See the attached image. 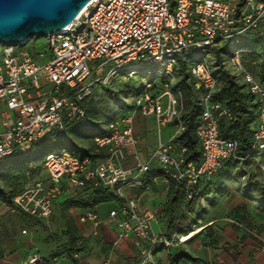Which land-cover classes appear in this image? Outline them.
I'll list each match as a JSON object with an SVG mask.
<instances>
[{
	"label": "built area",
	"instance_id": "built-area-1",
	"mask_svg": "<svg viewBox=\"0 0 264 264\" xmlns=\"http://www.w3.org/2000/svg\"><path fill=\"white\" fill-rule=\"evenodd\" d=\"M262 24L264 0H91L65 29L45 37L49 58L44 63L37 62L26 44H0V163L16 149L26 154L50 132L85 117L83 102L94 96L95 85L107 84L119 74L137 75L133 63L142 62L145 72L162 75L160 84L147 83L134 98L131 112L109 122L108 131L93 138L99 156L81 158L66 148L48 154L41 166L47 177H38L17 192L12 207L46 220L56 201L71 190L91 186L121 195L126 186L142 185L139 176L150 170L152 160L167 180L184 184L185 198L190 199L224 162L247 159L236 154V139L219 134L225 111L212 101L218 82L208 51ZM244 52L234 50L230 62L258 103L250 146L258 151L264 149V83L245 68ZM101 58V64L91 69L89 62ZM180 61L187 64L189 81L199 91L196 135L202 160L185 162V148L174 152L169 141H159L149 159L142 161L136 155L134 116L152 115L158 128L179 120L183 97L173 84ZM98 71L102 72L95 76ZM130 154L135 160L129 167L125 162ZM84 217L95 227L102 222L91 208L84 210ZM155 218L153 212L139 210L135 198H125L107 213L115 228L114 245L126 239L139 252L140 264H156V249L178 245L183 237L174 233L167 239L153 232ZM37 261L32 255L26 264Z\"/></svg>",
	"mask_w": 264,
	"mask_h": 264
},
{
	"label": "crops",
	"instance_id": "crops-1",
	"mask_svg": "<svg viewBox=\"0 0 264 264\" xmlns=\"http://www.w3.org/2000/svg\"><path fill=\"white\" fill-rule=\"evenodd\" d=\"M133 131L139 139L136 155L142 161L149 159L159 141H169L174 152L179 149L174 142L179 133L176 121L158 128L152 115L137 113L133 119ZM262 152H259L260 157H263ZM134 160L135 155L130 154L125 163L130 167ZM239 168H242L240 164L224 165L210 179L199 184L204 195L199 201L195 222L177 232V236L187 239L175 247H181L183 253L201 258L203 263L180 258L176 264H264V208L257 202L260 191L256 193L254 186H248L246 176H236ZM139 179L141 186L124 187L120 197L123 200L135 198L141 211L152 210L161 214L169 180L158 173L154 160L150 162V170L140 175ZM77 191H83L81 194L87 198L88 191L84 189L66 192L64 199H60L61 196L56 201L52 214L46 220L31 219L0 200V264H26L32 255L38 257L34 264H140L141 256L130 241L125 239L114 245L115 228L107 219V213L110 208L120 205L116 200L95 206L102 220L99 224L101 231L96 233L95 241L76 237L75 245H82L83 250L75 252V262L65 254H57L60 244L53 237L55 233L51 232L50 220L55 212L60 217V208L67 199L77 196ZM71 195L73 197L68 198ZM252 204L258 206L255 213L249 209ZM79 209L80 218L74 219V223L76 229L81 231L80 225L93 224L84 217L86 208ZM161 229L158 233H161ZM49 232L56 243H46L41 239L44 238L42 234ZM154 257L156 264H170L168 251L163 247L156 249Z\"/></svg>",
	"mask_w": 264,
	"mask_h": 264
},
{
	"label": "trees",
	"instance_id": "trees-1",
	"mask_svg": "<svg viewBox=\"0 0 264 264\" xmlns=\"http://www.w3.org/2000/svg\"><path fill=\"white\" fill-rule=\"evenodd\" d=\"M241 34L246 35V40L241 43V46H245L252 53H257L262 57L259 63L258 78L264 83V31L260 32L256 29ZM31 39L27 41L26 45ZM242 47L238 49H243ZM211 49L212 52H210V50L208 51L209 58L212 53V59L210 58V61L216 63L213 74L218 82L217 89L212 95V101L220 103L225 111V114L219 120V134L225 138L236 139L238 141L236 154L240 157H247L245 160L230 159L224 162L221 168L224 165L235 166L236 164H240L242 168H239L236 176L239 178L246 176L248 186H254L259 189L260 193L257 198L258 203L260 207L264 208V187L263 184L256 179L255 172L250 165L255 162V158L259 155L260 151H263L262 156L264 157V149L251 151L250 147L257 125L258 103L255 96L248 90L245 82L243 85L239 84V79L231 74L222 64V47L216 45ZM127 77L131 79L134 76ZM155 81L156 83L154 81L150 83L157 85L161 82V80ZM145 87L146 86L132 91V100H134ZM104 89L107 92V97L103 98V100H96V97L93 96L83 102L85 117L66 123L60 131L50 132L39 143L31 145L26 154L16 149L0 163V181L10 185L8 189L0 185V200L2 202L11 207L13 206V196L24 188V186L21 188V185L24 183L27 184L31 179L40 176L42 163L45 157L50 153L66 148L81 158L85 156H90L92 158L99 156L94 151L93 138L96 135L106 133L108 131L106 126L109 122L123 116L133 108V104L127 105L124 103L123 109L120 111L121 113H111L112 106L110 103V96L113 94L114 88L104 87ZM173 89L179 90L183 97V109L179 120L176 121L180 122L181 129L175 136L174 142L179 145V148H185L183 156L185 162L192 161L195 164H199L202 160L201 148L196 135V127L200 121L201 109L199 91L195 90L194 86L189 81V71L184 61H180L177 67ZM117 90H119V87H117ZM104 119H106V121ZM104 122L105 124L102 125ZM83 142H91L92 146L85 147L82 145ZM158 173L161 174L159 171ZM82 189L88 191L87 198L82 200L79 198H70L64 202L65 205L69 207L91 208L96 212L95 206L101 202L116 200L120 202V204L124 203L123 198L120 197L118 193L109 189H94L91 186H86ZM203 195L198 185L192 197L186 199L184 184L169 180V188L161 213L163 222L161 234L165 238L172 239L174 233L180 232V230L188 224H194L195 221L192 217L197 214L199 201ZM259 200L261 201L259 202ZM117 207H112L109 210ZM30 218L36 220L35 218ZM53 237L60 244V249L57 254H65L66 257L75 262L76 259L74 254L77 251L83 250V246H76L75 237L71 235H68L67 240H63L56 234H54ZM167 251L170 257V264H176L180 258L203 263L201 258L193 257L187 253L181 252L177 255H172L170 253L171 247H169Z\"/></svg>",
	"mask_w": 264,
	"mask_h": 264
},
{
	"label": "rangeland",
	"instance_id": "rangeland-1",
	"mask_svg": "<svg viewBox=\"0 0 264 264\" xmlns=\"http://www.w3.org/2000/svg\"><path fill=\"white\" fill-rule=\"evenodd\" d=\"M257 30L260 32H263L264 31V24H262ZM245 40H246V35L245 34H239L234 39L227 40V41L220 44V47H222V49H223L222 64L231 74L235 75V77L237 79H239V84H241V85L244 84V80L242 78V75L239 74V72L232 66V64L230 62V57L233 55V51L235 49L242 47L241 43L244 42ZM26 47L34 57L37 56L36 59H37L38 63H44L48 60L49 52H48V49L46 46V38L45 37L32 38L28 42ZM1 48H2V45H0V49ZM242 48L245 50V53L242 55V62L244 64L245 68L249 72H251L253 75H255L256 78H258V76H259V74H258L259 63L262 60V57L260 55H258L257 53H252L245 46ZM209 50H210V52H212L211 51L212 49H209ZM41 53H44L43 56L40 55ZM210 58L212 59V53L210 54ZM0 59H1V57H0ZM102 61H103L102 58L90 61L89 66L91 69H96L101 64ZM211 63H212L213 70H215V68H216L215 64L216 63H213V61H211ZM107 68H108V66H105L104 70H107ZM131 68L137 70V75L131 79L126 77L124 74H119V75L115 76L114 78H112L107 84L99 83V84L95 85L94 96L96 97V100H103V98L107 97L106 96L107 92L105 91L104 87L114 88V92L110 96V103L112 106L111 113H113V114L121 113L120 111L123 109L124 103L127 105L133 104L132 91L141 89L147 83H150L152 81H154L156 83L155 80L159 81L162 78V75L159 73L145 72L144 71V65L142 62L133 63ZM101 72L102 71H98V72H95L93 74L95 76H97V75L101 74ZM117 87H119L120 92H119V90H117ZM128 112H131V110H129ZM104 120L106 121V119H104ZM104 124H105V122L102 123V125H104ZM82 145L85 147H89V146H92V143L91 142H83ZM256 158L257 159L255 160V162L250 164V165L255 172L256 179L259 180L263 184V187H264V157H260V155H259ZM255 163H258L259 166L256 167ZM38 177L46 178L47 172L45 170H42L40 176H38ZM38 177H36V178H38ZM36 178L31 179L29 181V183H27V184L24 183L23 185H21L22 186L21 188H23V186L28 187ZM0 185L2 187H4L5 189L10 188V185H8L7 183H5L3 181H0ZM254 190L256 193L259 191V189H257V188H254ZM76 193H77V196L73 197V195H75L73 193V195L68 196V198L73 197V198H79L81 200L84 199V194H81V193H83V191H77ZM64 198H65V196H62L60 199H64ZM260 201L261 200H259V202ZM255 203L256 202H254V204ZM249 209H251V211L255 213V211H257V209H258V206L252 204V207H249ZM60 211H61L60 217H58L59 213H57V212H55L53 214V216L51 217V220H50V226H52L51 232H54L57 236L64 238V239H67L68 235H71V236L75 237V240H76V237H77V239L86 238L89 241L90 240L91 241L96 240V237L99 234V230H100L99 226L95 227V226L91 225L90 223H85V224L80 225L81 231L76 229L74 219L78 220V218H80L79 207H69V206L63 205L60 208ZM154 214L156 215V218L151 221V226L153 225L154 228L152 227V230H153V232H155L157 234L159 232V228H161L163 226V222H162V218H160L161 214H159V213H154ZM58 218H59V220L56 223ZM192 219L195 220L196 215L193 216ZM51 232L42 234V235H44V238L42 237V235L40 236V238L42 237L41 239L46 240V243L47 242L48 243H50V242L56 243L55 239L51 235ZM96 233H98V234H96ZM100 233H102V232H100ZM177 240L179 241L178 238H177ZM181 252H182L181 247L171 246L170 253L172 255H177Z\"/></svg>",
	"mask_w": 264,
	"mask_h": 264
},
{
	"label": "water",
	"instance_id": "water-1",
	"mask_svg": "<svg viewBox=\"0 0 264 264\" xmlns=\"http://www.w3.org/2000/svg\"><path fill=\"white\" fill-rule=\"evenodd\" d=\"M91 0H0V44L25 45L67 27Z\"/></svg>",
	"mask_w": 264,
	"mask_h": 264
},
{
	"label": "bare ground",
	"instance_id": "bare-ground-1",
	"mask_svg": "<svg viewBox=\"0 0 264 264\" xmlns=\"http://www.w3.org/2000/svg\"><path fill=\"white\" fill-rule=\"evenodd\" d=\"M82 11H83V10H82ZM82 11H81V12H82ZM81 12H80V13H81ZM65 28H66V27H64L63 29H65ZM63 29H61V30H63ZM61 30H60V31H61ZM189 235H190V234H189ZM184 236H185V235H184ZM187 236H188V235H187ZM189 237H190V236H189ZM185 239H187V237H183V238H182V241L185 240Z\"/></svg>",
	"mask_w": 264,
	"mask_h": 264
}]
</instances>
